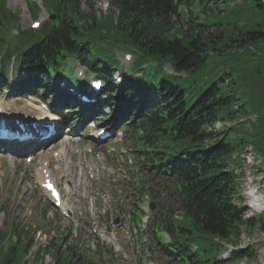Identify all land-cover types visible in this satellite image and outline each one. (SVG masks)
<instances>
[{
  "label": "trees",
  "instance_id": "16d2710c",
  "mask_svg": "<svg viewBox=\"0 0 264 264\" xmlns=\"http://www.w3.org/2000/svg\"><path fill=\"white\" fill-rule=\"evenodd\" d=\"M106 1L102 12L96 0H84L85 12L82 0H41L56 18L38 33L26 29L13 36L16 15L0 0V65L15 54L18 66L35 69L17 85L19 91L56 92L52 79L70 56L108 73L118 64L115 49L132 50L133 71L141 74L118 88L108 80L105 104L120 113L125 108L131 126L141 131L135 140L142 146L143 172L135 191L157 202L152 223L170 236L164 243L157 234L158 249L169 264L253 259L250 247L219 257L223 243L236 246L242 233L264 231L263 219L245 217L234 173L241 162L237 155L250 144L262 158L264 175V0ZM26 4L36 17L39 6ZM181 6L199 10L178 24ZM208 28L212 31L206 33ZM146 63H154L162 75L145 73ZM165 64L172 74L162 70ZM151 84L158 99L148 101ZM226 121L236 123L214 129ZM158 183L164 195L157 192ZM176 211L181 220L173 218ZM29 247V240H0V264H20ZM49 253L47 246L38 247L35 259ZM73 254L76 264H116L101 251L90 257L58 248L51 259L73 264Z\"/></svg>",
  "mask_w": 264,
  "mask_h": 264
},
{
  "label": "rangeland",
  "instance_id": "374dc122",
  "mask_svg": "<svg viewBox=\"0 0 264 264\" xmlns=\"http://www.w3.org/2000/svg\"><path fill=\"white\" fill-rule=\"evenodd\" d=\"M33 1L42 6L40 0ZM240 1L241 0H238L237 2L239 3ZM96 6L98 9L106 11L108 3L106 0H96ZM6 7L11 13L16 15V22L13 29L17 28L18 30H24L29 28L32 19L26 9L25 0H6ZM190 8L193 12L188 10L187 14L192 17L199 9L196 7L193 8V6ZM81 9L85 12L89 10L87 5L83 2L81 4ZM180 9L183 14L185 11L184 6H181ZM46 16H48L47 11L41 7V11L36 19H41ZM185 19V15L182 17L179 16L178 24H180L181 21H185ZM10 26H12L11 23ZM205 30L206 33L212 31L210 28ZM15 31L17 30L13 31L14 34L16 33ZM116 57L121 62L122 51H117ZM8 65L9 63L6 65L5 72L8 69ZM118 68L109 70V76L116 81H119V77L117 76ZM163 70L172 73L168 64L163 67ZM144 72L155 75L157 78L162 75V72L157 67L153 66L146 68ZM8 94L9 91L7 92L6 89L0 91V102H3L6 107L16 111L20 107L25 106L24 101H14L12 99L6 101L4 98L11 97ZM147 99L148 101L156 100L158 96L157 94H153L149 96V98L147 97ZM112 123L113 122H108L106 126H110L109 124ZM232 123L236 122H229V125ZM75 126L74 128L77 129ZM83 128L85 127L83 126ZM120 131H123V136H115L113 140L117 142L118 146L124 145L126 148H128V146L132 147L133 142L128 140V138L132 136V132L125 127L120 128ZM1 154L2 153H0V233L13 224L16 229L15 232L18 234L21 241L26 240V238L30 239V254L24 258L21 264H51L48 256H46L41 263L33 259L35 249L38 246L44 245L49 246V250L52 251V253H56L58 245H60V250L71 246L76 248L77 251L81 253L85 252L88 256L93 257L94 254L97 253V245L93 241L92 235L87 233L91 216L84 212L83 206L81 205L78 211L80 220L83 222L80 221V228L75 229L73 225L76 223L77 215H74L71 219L59 216L46 200V196L33 184L34 168L36 166L33 164H24L23 158L16 153L8 156ZM241 155L242 153L239 154L240 158H242ZM241 172L242 175H240ZM235 173L238 174V180L236 181L237 197L242 198L246 205L247 200L254 194L257 198V202L261 201L259 199L262 198L263 201L261 202L264 203V179H262L258 169H256L255 166H251L246 160L245 162L241 160L240 165L235 166ZM255 189L256 192L253 193L252 191ZM113 196V210L108 209L109 216H111L112 213H116L114 206L120 207L119 204L122 203L124 204L123 209H126L127 202L130 201V197H125L124 194L118 191L113 193ZM121 200L123 201L121 202ZM143 205L144 203L141 204V206ZM253 214L257 213L255 211H250L249 207H247L246 217H250ZM256 218L264 220V213L257 215ZM15 235L16 234L11 235L13 241L16 240ZM62 236L64 237L62 238ZM247 246L254 250V258L234 262L233 264H264V231L255 230L251 234H241L236 249L245 248ZM233 250L234 249L231 248L229 244L225 243L220 258L223 259L228 257ZM72 262L76 264L75 261Z\"/></svg>",
  "mask_w": 264,
  "mask_h": 264
}]
</instances>
